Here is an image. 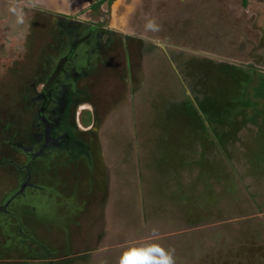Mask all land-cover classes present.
Segmentation results:
<instances>
[{
    "label": "rangeland",
    "instance_id": "obj_1",
    "mask_svg": "<svg viewBox=\"0 0 264 264\" xmlns=\"http://www.w3.org/2000/svg\"><path fill=\"white\" fill-rule=\"evenodd\" d=\"M31 8H19L27 18L20 25L24 62L17 72L0 68V212L11 213L9 204L21 190L19 171L30 172L34 186L22 189L34 205L29 210L50 203L53 211L41 221L19 210L20 228L42 256L37 264H264V101L254 97L256 87V96L264 95V0H142L132 6L126 30L152 44L143 48L127 38L124 47L118 43L104 52L102 46L101 61H92L89 74L77 81L91 103L75 111L78 129L86 133L77 136L90 156L40 174L13 146L30 149L37 107L21 97L31 69L33 76L40 73L43 56L53 53L47 46L59 38V28L49 26L47 12L37 15ZM81 12L71 17L79 20ZM208 63L212 73L217 64L240 69L222 66L209 77ZM234 90L231 97L224 94ZM245 90L256 108H242ZM219 94L238 101L205 115L196 98L205 95L204 105H215ZM194 111L206 132L197 129ZM235 128L237 142L229 136ZM227 132L222 143L217 140ZM9 135L12 146L5 144ZM209 136L220 149L207 142ZM198 154L205 160L200 165L194 163ZM225 161L235 175L232 188L223 180ZM171 163L181 169L167 168ZM193 195L197 205L212 197L207 207L214 218L199 228H181L168 214L179 218L188 210L170 204L187 207ZM8 221L0 218V225ZM8 233L0 226V264L31 263L35 254L26 251L23 260L15 252L17 236L14 241Z\"/></svg>",
    "mask_w": 264,
    "mask_h": 264
},
{
    "label": "flooded vegetation",
    "instance_id": "obj_2",
    "mask_svg": "<svg viewBox=\"0 0 264 264\" xmlns=\"http://www.w3.org/2000/svg\"><path fill=\"white\" fill-rule=\"evenodd\" d=\"M0 2L4 5L3 14L6 16V19L0 22L2 34H0V64L3 65L0 68L3 67L4 74L19 71L18 67L24 62L26 55V40L23 28L20 26L25 19L21 20L15 30L11 28L15 23L14 13L18 15L17 9L24 10L25 6L32 7L30 11H34L32 13L37 15L45 11L49 26L59 28V38L53 39L52 44L47 46L53 53L45 54L43 56L45 59L40 62V73L33 76L31 65H28L31 72L29 84L26 86L27 94L21 97L25 104L27 102L31 107H37V113L33 114L31 119L41 122L43 131L39 135L36 129L33 136L39 143L42 142V146H39L36 153L32 154L40 155L42 152L40 148L51 144L56 145L59 139L69 137L68 131H58L59 136H52L56 129L60 128L59 125L70 126L72 134H86L78 129L80 125L77 122L80 119L75 116V111L82 105H88L90 100L84 96L83 98L88 99L89 102L84 99L80 101L79 98L70 99L67 92L74 89L75 86L70 83V80L77 79L83 68H88L92 61H101L99 53L102 46L105 48H103L104 52L111 50L118 43H122L124 47L127 38L140 41L143 48L147 43L152 44L151 40H148L149 37L142 38L138 32L130 33L126 30L128 25L126 19L134 9L132 6L136 3L140 4L142 0H1ZM66 9L69 13L65 12ZM79 11H82L79 20L71 17ZM28 30L27 27L26 31ZM52 36L55 37L54 34ZM64 36L68 40H64ZM79 90L83 89L76 85V91ZM12 115L14 117V114ZM30 177L29 175L25 180L19 177L16 179V182L20 183L17 184L21 189L19 193L23 192L24 186L33 185Z\"/></svg>",
    "mask_w": 264,
    "mask_h": 264
},
{
    "label": "trees",
    "instance_id": "obj_3",
    "mask_svg": "<svg viewBox=\"0 0 264 264\" xmlns=\"http://www.w3.org/2000/svg\"><path fill=\"white\" fill-rule=\"evenodd\" d=\"M246 1L247 0H243V4H245L246 3ZM84 63V62H83ZM263 64V63H262ZM264 65V64H263ZM262 65V66H263ZM208 67H206V69L208 70V74H209V77H211L216 71H218V69H219V67H222V66H229V67H233V69L234 70H239L240 68H238V67H236V66H230V65H227V64H217V65H214V67H215V69H213V72L214 73H212V72H210L209 71V69L210 68H212V65L210 64V63H208V65H207ZM85 69H86V67L85 68H83V71L79 74V76H78V78L77 79H73V78H71V79H73L72 81L70 80V83H73V85L75 86L74 87V89H71V91H69V92H67V94H68V96H69V98L70 99H72V98H79L80 99V101L82 100V99H84V100H87L88 101V99H86V98H83V96H84V91L83 90H79V91H76V85H77V81L81 78V77H83L84 75H86L87 73L89 74V71H85ZM244 69H247V70H253L252 69V67H250V68H247V67H245ZM243 70V69H242ZM257 72L258 71H254V75L256 76V74H257ZM262 80H259V83H260V81H261V83L260 84H262V86L264 87V75L262 74ZM258 83V84H259ZM248 87V86H247ZM247 87H245V88H247ZM262 87V88H263ZM72 88H73V86H72ZM261 88V89H262ZM192 89H193V91H195L194 90V88H193V85H192ZM260 89V90H261ZM253 90V89H252ZM246 91V90H245ZM255 91L256 92H258L259 90H258V87H256V90H254V97L256 98V99H258L259 98V100H262V101H264V95L263 96H256V94H255ZM238 92V90L237 91H233L232 93H227V92H225L224 94H226V96H233V95H231V94H235V93H237ZM248 91H246V93H247ZM201 94H202V92H201ZM200 94V95H201ZM219 96L220 97H217V99H216V97H215V99L217 100V103L215 104V105H204V99L205 100H208L207 99V97L204 95L203 97L202 96H200V99L199 98H196V102L198 103V106H199V108H200V110H202V111H205V115H208L209 116V113H211V114H215V113H218V112H220L221 110H223V108L225 109L226 107H228V105L230 104V109L233 107V105L238 101L237 100V98H234V99H232V101H231V103H230V100L229 99H227V98H225V97H223V98H221L222 97V95L221 94H219ZM187 99V100H186ZM185 99V102H188L189 101V97H187ZM255 99V100H256ZM255 100H253L251 97H250V93L248 92V94L247 95H245V98H244V100H243V102H241V106H242V108H246V107H252V108H256V104L254 103V101ZM79 101V100H78ZM251 101V102H250ZM89 102V101H88ZM88 104V103H87ZM203 104V105H202ZM88 105H91V103L89 102V104ZM201 105V106H200ZM219 105V106H218ZM240 106V107H241ZM243 109V110H244ZM260 111V110H259ZM258 111V112H259ZM257 112V111H256ZM194 115H196V117H198V119H196L195 118V120H197L199 123V126L197 125V129L198 130H200L201 129V127H200V124H202L203 123V121H201L202 120V115H200V114H198V113H196L195 111H194ZM88 114H90V112H87V115ZM232 114H235V112H233ZM15 117V116H14ZM91 117V116H90ZM89 117V118H90ZM11 122V121H10ZM34 123H33V127H34V131L36 132V129H38L37 131L39 132V135L40 134H42V131H43V129H42V123L40 122L39 123V121L38 120H36V121H33ZM83 123H84V119H83ZM263 123V122H262ZM243 124H245V122L243 121L242 123H240L239 124V127L241 126V125H243ZM251 124H253V122L251 121ZM261 124V123H260ZM264 124V123H263ZM32 126V125H31ZM60 126V128H57L56 129V132H54V135L52 134V136H54V137H57V136H59L60 135V132H58V131H68V134H69V137H63V138H61V139H59L58 140V143L55 145V144H51V145H48V146H46L45 148H40V149H42V152L40 153V155H33L32 153H36V151H37V148L40 146H42V142H40L39 143V141H38V139L36 138V137H34L33 136V134H32V136L30 137V143H29V150H25V148L27 147H25V145L23 144H20L18 147L19 148H16V146L14 147L13 146V148H15V150L16 149H18L23 155H26L27 156V158L31 161L32 160V165L34 166V167H32L33 168V172L34 173H38V174H40V172L41 171H44V170H48V168H50V165H52L53 167H62V166H64V165H69L70 163H72V162H74V163H76V164H78V162H79V160H80V158H84V157H89L90 156V151H89V147H88V145H87V143L86 142H84V140L82 139L83 138V134H80V135H83V136H77V134H72V133H70V131H72V129H70V126H68V125H64L63 124V126L62 125H59ZM39 127V128H38ZM259 127V126H258ZM65 128V129H64ZM236 130H234V132H233V135H229V132H227V133H225V134H223L222 135V137L221 138H217V140H219L221 143L223 142V140H222V138H223V136L225 137H228V135L232 138L233 137V139H235L236 140V142L238 141V135H236V133H237V129L238 128H235ZM203 132H206V126L204 125L203 127H202V129H201ZM264 130V129H263ZM232 131V130H231ZM6 133V132H5ZM199 133H201V132H199ZM232 133V132H231ZM17 134V133H16ZM16 134H15V137H16ZM38 135V136H39ZM211 136H209V138H207L208 139V143H210L209 142V139H211V143L212 144H215V145H217L218 146V144L219 143H217V141H215V139L213 138H210ZM28 138V137H27ZM26 138V139H27ZM8 140L6 141L7 143H5V144H9V146H12L10 143L13 141V138H12V136L11 135H9V137L7 138ZM26 139L24 140V141H26ZM42 139V138H41ZM68 139H71V140H68ZM201 139H203L202 141H204V136L201 138ZM196 142H200L199 141V139H197V141ZM206 142V141H205ZM224 144V143H223ZM211 145H207V146H205L204 148V151H206V149L208 148V147H210ZM202 149V148H201ZM218 149H220L219 148V146H218ZM221 151V150H220ZM204 156H199V162L200 163H203L205 160H204V158H203ZM226 162V161H225ZM35 163V164H34ZM39 165H38V164ZM40 165H42V167H39ZM45 166V167H44ZM224 168H228V172H227V170H222L221 172H223L222 174L224 175L223 176V180H225V181H227V182H229V184H230V186H231V184H234V180L233 179H235V175H233V170L230 168V167H228V164H227V162L225 163V165H224ZM25 170H27V169H25ZM22 171V170H21ZM208 171V170H207ZM25 173V172H24ZM31 173L30 172H28L27 174H23V172H20L19 171V178H21V179H23V180H25V179H27V177L30 175ZM31 176V175H30ZM41 176V175H40ZM23 177V178H22ZM214 178L216 179V177L214 176ZM217 181H218V179H216ZM206 185V184H205ZM32 186H34V185H31L30 187H32ZM234 186V185H233ZM26 186H24L23 188H25ZM29 186H27V188H28ZM22 188V189H23ZM231 188H232V186H231ZM18 189H19V187H18ZM33 192H37V191H33ZM214 195V194H213ZM197 197L198 196H191L190 198H194L193 199V201L191 202V199H190V205L189 206H184L183 204V206H180V205H178V203H172V204H170V205H173V207H175V209H181L182 207H184L185 209H187L188 210V215L187 216H183V217H175V220L177 221V223H178V226L179 227H184V228H186V229H191V228H195V227H201V226H203V225H208V224H210V223H208L209 221H210V219H211V217L212 218H214V215H212L211 214V212H210V210L208 209V207L207 206H209L210 205V207H212V202H211V198L212 197H209V198H203V202L204 203H199L200 205H197V203H195V201H196V199H197ZM14 202H17L16 204H14L13 205V203ZM212 203V204H211ZM10 204H12V205H10ZM10 204H9V208L12 210L11 211V213L10 214H3L4 213V211L1 213V216H0V218L1 219H3V218H7V216H8V218H10V220L11 221H8V222H5L4 224H2V225H0L1 226V228H3V229H7V231H9V235H10V238H13V237H15L16 238V236H17V238H16V241H15V239H14V241L16 242V243H14V248H15V252L17 253H19V251H21V254L19 253V255L21 256V257H23V260H25V258L26 257H28L27 256V254H26V251H32V253L33 254H35V258H33V259H31V260H33L31 263L32 264H37V263H42V262H40V260L42 259V256H38L36 253H34V249L37 247V245H36V243H35V241H32L31 240V237L27 234V233H25V231H24V228L23 229H21L20 227H22V225H21V219H20V216H21V212L23 211V212H25V213H30V214H32L35 218L37 217L38 218V220H45V218L49 215V217H51L53 214H52V204H50V203H48L47 205H46V208L45 209H39V207L38 208H34L33 210H29V206L30 207H32V206H34L32 203H31V201L30 200H28L27 198H26V195H24V192H21V193H19V195H18V197L17 198H14L13 200H11V202H10ZM25 207V206H27L26 207V210H23L22 209V207ZM47 206H49V207H47ZM203 207H204V210H205V212H204V210H203ZM21 208V209H20ZM27 208H28V210H27ZM5 210V209H4ZM21 212H20V211ZM3 215H5V216H3ZM185 215V214H184ZM55 216V215H54ZM219 217H221V215H220V213H219V215L217 214V218H215V220L216 219H220ZM173 218H174V216H173ZM207 222V223H206ZM216 222H218V221H216ZM19 229V230H18ZM21 229V230H20ZM18 230V231H17ZM10 232H12V233H10ZM16 235V236H15ZM30 245H33V247H31ZM30 249V250H29ZM196 249V248H195ZM219 251V250H218ZM218 254H220V252H218L217 254H215V256H216V258H217V255ZM238 255H240V254H238ZM214 255H210L207 259H213L214 257H213ZM204 257V256H203ZM207 257V256H206ZM36 260V261H35ZM201 261H202V259H200ZM217 260V259H216ZM38 261V262H37ZM68 262V261H67ZM31 263H29V262H27V263H22V264H31Z\"/></svg>",
    "mask_w": 264,
    "mask_h": 264
},
{
    "label": "crops",
    "instance_id": "obj_4",
    "mask_svg": "<svg viewBox=\"0 0 264 264\" xmlns=\"http://www.w3.org/2000/svg\"><path fill=\"white\" fill-rule=\"evenodd\" d=\"M1 1V0H0ZM11 4H9V6H10ZM11 9H13V7H11ZM10 9V10H11ZM19 11H20V9L18 10H16V12L18 13V15H16L15 13H14V20H15V23L13 24L14 26H12L11 28L13 29V30H15L16 28H18V26H19V24H20V22H21V20L22 19H24V16L23 15H21V13H19ZM3 12H4V5L2 4V2H0V22H3L4 21V19H6V16H4V14H3ZM11 12V11H10ZM32 14V13H31ZM31 14H29L28 16L30 17L31 16ZM12 15H10V17H11ZM18 19V20H17ZM25 20H27V18H25ZM19 21V22H18ZM28 23V22H27ZM27 26H29V24H27ZM1 34V33H0ZM2 35V34H1ZM1 45V44H0ZM158 45V44H157ZM160 47L161 48H163L164 46H163V44H162V46L160 45ZM197 155V154H196ZM199 156H200V154H198ZM199 161V159H196V162L194 161V163L195 164H197V165H200V163L198 162ZM165 167H167V166H165ZM179 168V169H181L179 166L178 167H176V164H174V163H171L170 165H168V167L167 168ZM178 169V170H179ZM190 194H191V192H190ZM76 197V196H75ZM74 197V198H75ZM175 215V216H174ZM174 215L171 213V215H169L168 214V216H169V218L170 219H172L173 218V216H174V218L175 217H177V215H176V213H174ZM180 217H182V216H180ZM199 228V227H198ZM191 229H194V228H191ZM200 231V230H199Z\"/></svg>",
    "mask_w": 264,
    "mask_h": 264
},
{
    "label": "water",
    "instance_id": "obj_5",
    "mask_svg": "<svg viewBox=\"0 0 264 264\" xmlns=\"http://www.w3.org/2000/svg\"><path fill=\"white\" fill-rule=\"evenodd\" d=\"M158 45H160V44H158Z\"/></svg>",
    "mask_w": 264,
    "mask_h": 264
},
{
    "label": "bare ground",
    "instance_id": "obj_6",
    "mask_svg": "<svg viewBox=\"0 0 264 264\" xmlns=\"http://www.w3.org/2000/svg\"><path fill=\"white\" fill-rule=\"evenodd\" d=\"M239 125V124H238Z\"/></svg>",
    "mask_w": 264,
    "mask_h": 264
}]
</instances>
